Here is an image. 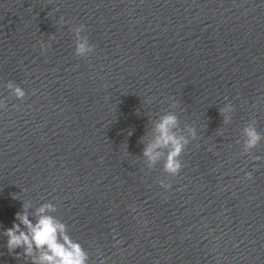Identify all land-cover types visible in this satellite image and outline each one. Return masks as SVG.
Here are the masks:
<instances>
[{"label": "water", "instance_id": "95a60500", "mask_svg": "<svg viewBox=\"0 0 264 264\" xmlns=\"http://www.w3.org/2000/svg\"><path fill=\"white\" fill-rule=\"evenodd\" d=\"M46 204L86 264H264V0H0V264Z\"/></svg>", "mask_w": 264, "mask_h": 264}, {"label": "clouds", "instance_id": "9594fccd", "mask_svg": "<svg viewBox=\"0 0 264 264\" xmlns=\"http://www.w3.org/2000/svg\"><path fill=\"white\" fill-rule=\"evenodd\" d=\"M87 50L86 41L77 46L78 54L82 55ZM9 86L11 87V85ZM15 92L18 97L24 96V91L19 87L15 89ZM178 125L179 120L174 113L163 116L156 125L154 140L144 149V156L152 164H155L164 155L161 149L166 150L164 168L165 171L173 175L180 174L183 167L180 158L189 143L185 136L177 135ZM188 131L195 138V129L189 128ZM245 132L248 137L247 147H254L260 141L261 136L253 126L246 128ZM13 198L17 197L14 195ZM24 207V212L16 213V220L19 223H13V226L5 232L8 237L9 251L24 248L25 255L31 256L34 250H39L41 254L37 259H34L33 264H86V253L66 234V226L47 214L49 210L54 209L53 205L41 206L37 210L38 220L35 223L29 218L28 205ZM61 237L63 242H61Z\"/></svg>", "mask_w": 264, "mask_h": 264}]
</instances>
